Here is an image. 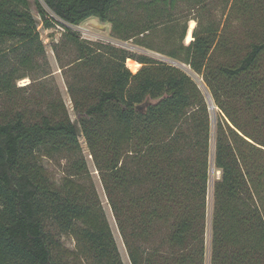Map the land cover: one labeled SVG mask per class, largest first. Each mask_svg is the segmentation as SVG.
Listing matches in <instances>:
<instances>
[{
	"label": "trees",
	"instance_id": "obj_1",
	"mask_svg": "<svg viewBox=\"0 0 264 264\" xmlns=\"http://www.w3.org/2000/svg\"><path fill=\"white\" fill-rule=\"evenodd\" d=\"M129 1L34 0V14L29 0H0V95L17 104L16 80L30 77L45 53L38 27L58 25V61L60 44L74 51L62 67L74 77L67 87L77 115L55 99L0 110V264H124L80 137L130 264H205L211 166L220 175L209 264H264V28L237 42L197 22L184 44L195 18L181 24L175 16L183 0H136L135 17ZM90 18L200 77L214 125L187 70L82 38L72 26ZM159 34L160 44L149 41ZM126 60L140 64L136 72ZM55 156L66 160L59 179L44 164ZM63 234L73 248L60 242Z\"/></svg>",
	"mask_w": 264,
	"mask_h": 264
},
{
	"label": "rangeland",
	"instance_id": "obj_2",
	"mask_svg": "<svg viewBox=\"0 0 264 264\" xmlns=\"http://www.w3.org/2000/svg\"><path fill=\"white\" fill-rule=\"evenodd\" d=\"M29 1L31 3V9L33 13L36 14L34 0ZM135 3L136 0H130L127 4H125L126 9L128 11H133L135 9ZM197 6L198 5H193L192 2L183 0L178 1L175 7V16L179 18L181 24L187 22L189 18H195V21L191 19L187 23L189 30L190 23L192 21L194 22L191 32L197 25V22H199V27H217L218 35L228 36L234 41L238 42L240 40H243L246 35H248V33L250 32H253V30L256 32H260L261 29L264 28V0H206L203 5H200L198 7ZM138 13L139 11L134 10V13H132V15L135 17ZM255 26H257V29H255ZM38 28L40 32V39L45 46V53L36 57L38 67L33 72H31L30 77L16 80L15 87L12 88V98L17 104L12 105V102L8 101L5 96L1 94L0 110L5 108L7 109V111H10V113L15 110H30L31 108L33 109L36 106V102L39 100H42L43 105H45L46 102L55 99L58 102L63 101L69 117L72 120H75L77 115L73 111L72 101L67 87L68 81H74V77L71 69H65L66 67H62V64H65L67 61L73 59L74 51L71 48H64L60 44L58 53L61 57V61H58L53 50V46L57 44L61 39L62 27L55 25L49 29H44L41 26H39ZM72 28L77 31L82 38H85L87 40L102 41L117 46H122L129 49L134 54L144 53L153 57L161 58L171 64L180 66L192 75L204 94H206L207 92L201 81V78L193 74L187 66L162 57L155 51L136 46L131 40H117L112 36L110 24L107 22L102 23L97 18H90L77 26H72ZM186 37L187 34L183 40L184 44H187L189 42ZM163 38L164 37L159 34L150 37L149 41H151L153 44H160ZM126 65L132 72H136L140 66V64L134 62V68H132L129 64H127V60ZM9 103H11V105H9ZM211 114V121L213 126L214 111L212 109ZM80 142L83 151L82 153L87 162L90 179L92 180L95 189L100 197L101 203L105 209L106 216L116 240L122 261L124 264H130L126 249L117 229L115 219L107 202V197L101 184L99 173L93 164L92 157L89 154V151L82 137H80ZM211 151H213V140L211 143ZM65 162L66 160L64 158L58 156L44 160V164L46 165L49 173L56 179H59L62 176L63 170L65 168ZM219 175V172L215 171L211 166L209 171L206 198L205 264H209L210 257V218L213 204L212 187L214 180L217 179ZM59 239L60 242L66 247L73 248L74 239L71 236L63 234L59 237Z\"/></svg>",
	"mask_w": 264,
	"mask_h": 264
},
{
	"label": "bare ground",
	"instance_id": "obj_3",
	"mask_svg": "<svg viewBox=\"0 0 264 264\" xmlns=\"http://www.w3.org/2000/svg\"><path fill=\"white\" fill-rule=\"evenodd\" d=\"M193 24H194V22L192 21V22L190 23V28H189L188 33H187V37H186V39H187L188 41H190V40L192 39L191 29H192V27H193ZM127 64H129L130 67L134 68V65H133L134 62L130 61V62H128Z\"/></svg>",
	"mask_w": 264,
	"mask_h": 264
},
{
	"label": "water",
	"instance_id": "obj_4",
	"mask_svg": "<svg viewBox=\"0 0 264 264\" xmlns=\"http://www.w3.org/2000/svg\"><path fill=\"white\" fill-rule=\"evenodd\" d=\"M205 96H206V99L208 100L209 108H210V109H213L214 106H213V104H212V100H211V98H210L208 92H206Z\"/></svg>",
	"mask_w": 264,
	"mask_h": 264
},
{
	"label": "built area",
	"instance_id": "obj_5",
	"mask_svg": "<svg viewBox=\"0 0 264 264\" xmlns=\"http://www.w3.org/2000/svg\"><path fill=\"white\" fill-rule=\"evenodd\" d=\"M174 65V64H173Z\"/></svg>",
	"mask_w": 264,
	"mask_h": 264
}]
</instances>
